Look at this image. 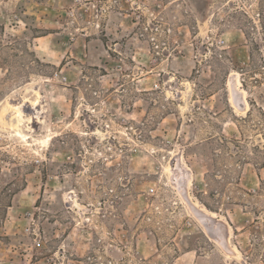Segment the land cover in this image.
<instances>
[{
    "label": "rangeland",
    "instance_id": "obj_1",
    "mask_svg": "<svg viewBox=\"0 0 264 264\" xmlns=\"http://www.w3.org/2000/svg\"><path fill=\"white\" fill-rule=\"evenodd\" d=\"M0 264H264V0H0Z\"/></svg>",
    "mask_w": 264,
    "mask_h": 264
}]
</instances>
